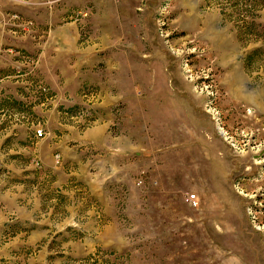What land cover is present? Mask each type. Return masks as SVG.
Masks as SVG:
<instances>
[{
	"label": "rangeland",
	"instance_id": "obj_1",
	"mask_svg": "<svg viewBox=\"0 0 264 264\" xmlns=\"http://www.w3.org/2000/svg\"><path fill=\"white\" fill-rule=\"evenodd\" d=\"M0 264H264V0H0Z\"/></svg>",
	"mask_w": 264,
	"mask_h": 264
},
{
	"label": "built area",
	"instance_id": "obj_2",
	"mask_svg": "<svg viewBox=\"0 0 264 264\" xmlns=\"http://www.w3.org/2000/svg\"><path fill=\"white\" fill-rule=\"evenodd\" d=\"M37 134V137L40 138V137H43L44 136V131L42 129L38 130L36 132ZM189 205L191 207H196L198 205V202H197V199H196V196L195 195H191L188 199H187Z\"/></svg>",
	"mask_w": 264,
	"mask_h": 264
}]
</instances>
